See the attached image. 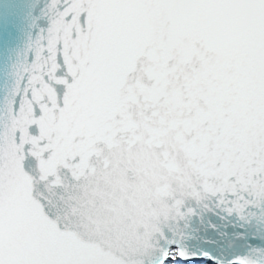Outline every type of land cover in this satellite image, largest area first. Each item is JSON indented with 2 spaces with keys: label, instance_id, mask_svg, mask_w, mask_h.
Returning a JSON list of instances; mask_svg holds the SVG:
<instances>
[{
  "label": "snow or ice",
  "instance_id": "6c2138e0",
  "mask_svg": "<svg viewBox=\"0 0 264 264\" xmlns=\"http://www.w3.org/2000/svg\"><path fill=\"white\" fill-rule=\"evenodd\" d=\"M0 264H264V0H0Z\"/></svg>",
  "mask_w": 264,
  "mask_h": 264
}]
</instances>
